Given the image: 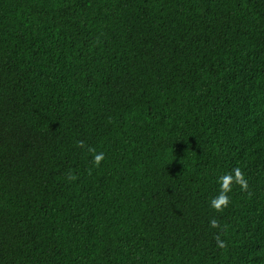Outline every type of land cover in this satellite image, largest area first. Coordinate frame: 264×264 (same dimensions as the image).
<instances>
[{"label": "trees", "instance_id": "trees-1", "mask_svg": "<svg viewBox=\"0 0 264 264\" xmlns=\"http://www.w3.org/2000/svg\"><path fill=\"white\" fill-rule=\"evenodd\" d=\"M0 264H264V0H0Z\"/></svg>", "mask_w": 264, "mask_h": 264}, {"label": "clouds", "instance_id": "clouds-1", "mask_svg": "<svg viewBox=\"0 0 264 264\" xmlns=\"http://www.w3.org/2000/svg\"><path fill=\"white\" fill-rule=\"evenodd\" d=\"M76 146L79 148H85V142L79 140L77 141ZM87 150L89 152H95V149L91 147H88ZM103 159H104L103 152L94 155L92 160L93 166L99 167ZM77 178L78 177L72 172H69L66 176V179L68 181H75ZM218 183L220 186L219 193L217 196L213 197L210 200V207L216 213H222L224 209L228 207L230 203V198L228 196V193L233 190V185L239 186L241 192L247 193L249 196L251 195V192L249 190V182L246 179L244 172L239 167H235L232 169L231 172L225 173L222 176H220L218 178ZM209 223L212 228H216L220 230L214 236L217 247L218 248L226 247L225 241L221 239V236L223 235L225 229L220 225L219 221L216 218L211 219Z\"/></svg>", "mask_w": 264, "mask_h": 264}]
</instances>
